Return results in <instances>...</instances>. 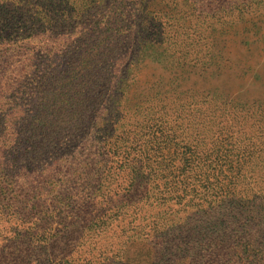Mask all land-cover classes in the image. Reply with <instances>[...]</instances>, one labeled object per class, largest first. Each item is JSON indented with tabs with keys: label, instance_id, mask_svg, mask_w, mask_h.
<instances>
[{
	"label": "trees",
	"instance_id": "1",
	"mask_svg": "<svg viewBox=\"0 0 264 264\" xmlns=\"http://www.w3.org/2000/svg\"><path fill=\"white\" fill-rule=\"evenodd\" d=\"M14 18L4 14L0 24ZM171 47L161 69L168 82L151 84L146 107L127 111V91H117L104 113L100 99L73 107L68 94L79 122L71 130L93 149L78 174L86 200L51 211L59 228L48 230L49 241L11 232L0 264H264V109L183 88L197 63L177 42ZM3 179L0 225L19 214Z\"/></svg>",
	"mask_w": 264,
	"mask_h": 264
},
{
	"label": "rangeland",
	"instance_id": "2",
	"mask_svg": "<svg viewBox=\"0 0 264 264\" xmlns=\"http://www.w3.org/2000/svg\"><path fill=\"white\" fill-rule=\"evenodd\" d=\"M14 1L0 0V16L15 17L0 24L10 33L0 36V177L19 214L2 221L1 248L14 230L31 234L32 244L49 241L48 230L59 228L51 211L68 212L67 201L81 209L86 200L78 174L93 149L71 130L79 122L68 94L73 107L100 99L104 113L117 91H127V111L146 107L151 84L168 82L161 69L177 42L197 63L183 88L264 109V0Z\"/></svg>",
	"mask_w": 264,
	"mask_h": 264
}]
</instances>
